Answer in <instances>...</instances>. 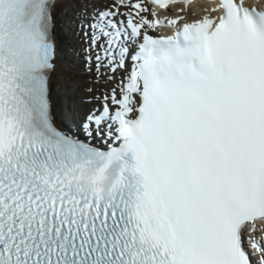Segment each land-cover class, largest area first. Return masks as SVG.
Returning <instances> with one entry per match:
<instances>
[{
	"label": "snow or ice",
	"instance_id": "1",
	"mask_svg": "<svg viewBox=\"0 0 264 264\" xmlns=\"http://www.w3.org/2000/svg\"><path fill=\"white\" fill-rule=\"evenodd\" d=\"M61 2L0 0V264H264V0H85L78 123Z\"/></svg>",
	"mask_w": 264,
	"mask_h": 264
},
{
	"label": "rangeland",
	"instance_id": "2",
	"mask_svg": "<svg viewBox=\"0 0 264 264\" xmlns=\"http://www.w3.org/2000/svg\"><path fill=\"white\" fill-rule=\"evenodd\" d=\"M76 45H78L77 42ZM68 56L69 58H74L75 61L73 62L72 60H68L66 64H63L53 82V86L56 88V90H60L62 97H66V95L72 96L73 89L77 86H80L87 90L85 91V93L87 92V94H85L87 96L84 98L86 100H91L93 97L98 96L100 91L112 87V85L107 87L106 85L94 83V77L92 74L83 70V62H80L82 65L77 64L79 59L70 51ZM90 89H92V91H90ZM90 94H92V97Z\"/></svg>",
	"mask_w": 264,
	"mask_h": 264
},
{
	"label": "bare ground",
	"instance_id": "3",
	"mask_svg": "<svg viewBox=\"0 0 264 264\" xmlns=\"http://www.w3.org/2000/svg\"><path fill=\"white\" fill-rule=\"evenodd\" d=\"M205 7H210V6H208L204 2H197L196 4H194V8L198 9V11L192 13L190 10H187L186 13H188V14H186V16L193 17V18H199L200 16H202L204 14L203 13V8H205ZM65 22H67L66 19H65ZM59 37H60V41H61L62 47L64 48L63 40H62V30H61V28H60V31H59ZM65 53H66V55L64 57V62L62 63V65L65 64L66 61L68 60L67 52L65 51ZM53 100L55 102V92H53ZM56 110L57 109H56L55 104H54V111H56Z\"/></svg>",
	"mask_w": 264,
	"mask_h": 264
}]
</instances>
